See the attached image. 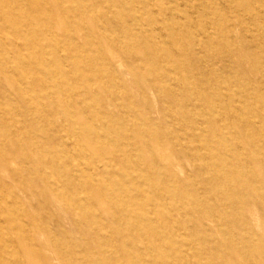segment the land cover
Here are the masks:
<instances>
[{
	"label": "rangeland",
	"instance_id": "rangeland-1",
	"mask_svg": "<svg viewBox=\"0 0 264 264\" xmlns=\"http://www.w3.org/2000/svg\"><path fill=\"white\" fill-rule=\"evenodd\" d=\"M263 30L264 0H0V264H264Z\"/></svg>",
	"mask_w": 264,
	"mask_h": 264
},
{
	"label": "bare ground",
	"instance_id": "bare-ground-1",
	"mask_svg": "<svg viewBox=\"0 0 264 264\" xmlns=\"http://www.w3.org/2000/svg\"><path fill=\"white\" fill-rule=\"evenodd\" d=\"M142 15V14H141ZM258 16V15H257ZM248 20V19H247ZM210 23V22H209ZM251 28V27H250ZM263 28V27H262ZM261 29V28H260ZM262 32H264V30L262 31ZM27 76V75H26ZM257 110V109H256ZM72 152V151H71ZM152 152V151H151Z\"/></svg>",
	"mask_w": 264,
	"mask_h": 264
}]
</instances>
